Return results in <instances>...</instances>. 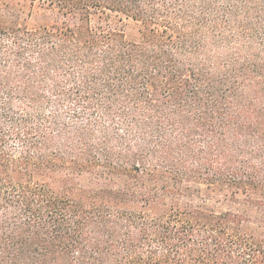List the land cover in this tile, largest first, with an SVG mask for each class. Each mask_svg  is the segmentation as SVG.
<instances>
[{
	"label": "trees",
	"instance_id": "obj_1",
	"mask_svg": "<svg viewBox=\"0 0 264 264\" xmlns=\"http://www.w3.org/2000/svg\"><path fill=\"white\" fill-rule=\"evenodd\" d=\"M28 1L47 23L0 0V264H264V0Z\"/></svg>",
	"mask_w": 264,
	"mask_h": 264
},
{
	"label": "rangeland",
	"instance_id": "obj_2",
	"mask_svg": "<svg viewBox=\"0 0 264 264\" xmlns=\"http://www.w3.org/2000/svg\"><path fill=\"white\" fill-rule=\"evenodd\" d=\"M7 3L11 6V8L15 10H19L22 15L21 19L24 20L29 26H36L43 23H47V15L49 14L45 8H42L38 3H32L28 0H7ZM110 23L113 25H122L124 32L128 37H135L136 30L132 29L131 24L126 25V22L122 24L118 23L116 20H112Z\"/></svg>",
	"mask_w": 264,
	"mask_h": 264
}]
</instances>
